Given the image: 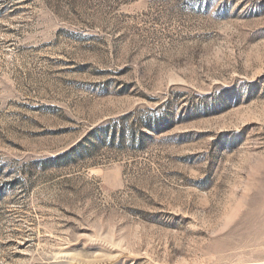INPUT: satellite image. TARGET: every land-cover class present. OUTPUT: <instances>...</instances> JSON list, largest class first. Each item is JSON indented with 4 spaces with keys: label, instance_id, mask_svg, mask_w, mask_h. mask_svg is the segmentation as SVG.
<instances>
[{
    "label": "rangeland",
    "instance_id": "374dc122",
    "mask_svg": "<svg viewBox=\"0 0 264 264\" xmlns=\"http://www.w3.org/2000/svg\"><path fill=\"white\" fill-rule=\"evenodd\" d=\"M0 264H264V0H0Z\"/></svg>",
    "mask_w": 264,
    "mask_h": 264
}]
</instances>
